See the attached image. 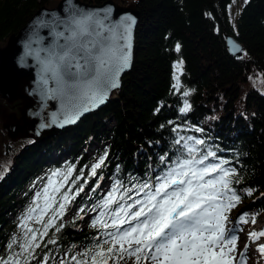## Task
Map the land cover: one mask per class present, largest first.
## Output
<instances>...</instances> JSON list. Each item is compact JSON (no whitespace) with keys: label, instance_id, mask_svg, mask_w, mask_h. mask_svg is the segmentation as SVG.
<instances>
[{"label":"trees","instance_id":"obj_1","mask_svg":"<svg viewBox=\"0 0 264 264\" xmlns=\"http://www.w3.org/2000/svg\"><path fill=\"white\" fill-rule=\"evenodd\" d=\"M58 1L0 0V43L5 46L40 5L53 7ZM114 1L135 3L139 10L133 63L112 92L115 97L54 139L43 138L44 142L27 129L15 134L6 128L10 120L24 119L20 99L30 100L23 95L10 100L0 94V138L5 147L0 153V258H7V245L22 236L21 218L42 183L38 178L44 179L42 172L49 166L45 157L53 149L69 154L61 167H74L73 179L81 171L88 177L90 166L101 157L106 159L96 177L86 184L78 182L76 187L84 184V191L66 209L74 204L84 211L74 210L58 219L63 227L59 232L49 231L31 264H39L46 254L48 264H59L66 254L83 252L102 240L101 230L92 226L99 214V209L92 211L93 206L117 180L130 186L156 175L164 167L161 157L170 162L177 155L180 145L174 140L178 136L203 139L202 152L216 153L217 159L209 162L226 160L225 167L235 170L232 187L241 203L229 214L230 221L241 213L264 216V0H240L236 24L230 13L233 0ZM227 30L245 47L239 57L231 56L226 48L223 35ZM181 60V90L176 92L173 65ZM184 91L190 95L183 96ZM185 100L191 107L181 113ZM4 107L8 108L5 112ZM95 142L100 145L87 156V146ZM59 164L54 158L50 167ZM106 177L110 187L104 192L100 182ZM249 190L251 195H247ZM88 211L93 213L90 226L84 229L80 221ZM50 238L56 243H47Z\"/></svg>","mask_w":264,"mask_h":264},{"label":"snow or ice","instance_id":"obj_2","mask_svg":"<svg viewBox=\"0 0 264 264\" xmlns=\"http://www.w3.org/2000/svg\"><path fill=\"white\" fill-rule=\"evenodd\" d=\"M110 13V9L74 11L66 20L53 17L37 21V28L50 29L54 42L50 47H40L44 38L37 32L30 38L26 55L33 56L40 65L42 95L60 102V112L52 113L53 124L74 123L83 112L102 104L109 91L119 86L120 74L130 66L135 20L123 16L112 22ZM60 26L62 31L57 30ZM32 43L38 47L33 49ZM42 52L46 54L43 58ZM173 67L172 88L180 92L183 61ZM50 81L54 87H48ZM189 95V91L183 92V96ZM190 107L185 100L179 111L187 113ZM174 144L180 145L177 155L170 162L161 157L164 167L156 175L130 186L119 180L114 183L92 208L99 209L92 226L101 230L103 239L83 252L70 257L66 254L59 264H247L248 241L256 245L258 264H264V229L249 231L243 248H238L237 233L243 231L240 226L255 225L256 216L241 213L236 225L227 227L229 214L241 203L232 187L235 170L225 167L229 163L226 160L209 162L210 158L217 159L216 153L202 152L199 146L205 144L203 139L178 136ZM105 159L101 157L90 166L88 177L81 171L73 179L72 166L52 173L58 179L50 177L42 191L35 194L32 206L21 218L22 236L14 237L7 245L9 255L0 258V264H31L44 237L51 229L61 230L63 225L57 220L84 191V184L76 187L78 182L84 180L86 184L96 177ZM251 194L249 190L247 195ZM47 243L56 241L50 238ZM14 247L19 251H13ZM48 260L46 254L39 264H48Z\"/></svg>","mask_w":264,"mask_h":264},{"label":"water","instance_id":"obj_3","mask_svg":"<svg viewBox=\"0 0 264 264\" xmlns=\"http://www.w3.org/2000/svg\"><path fill=\"white\" fill-rule=\"evenodd\" d=\"M106 9L111 10L110 19L112 22L118 21L123 16H131L135 20L131 35L130 66L120 74L118 78L119 86L117 87L119 88L123 75L130 70L133 63L135 29L139 20V10L135 6V3L119 4L114 0H105L102 3H93L87 0H59L53 7H49L44 4L40 5L26 21V23L20 27L15 34L10 36L6 47L0 50V94L8 99H12V97H15L16 93L13 87L15 85L19 86L18 83L21 82L24 86H19L20 94L29 95L31 98L46 102L48 105L53 104L56 107V113H59V100L46 99L42 95L41 86L39 84L40 65L36 62L33 56L26 55L29 51L27 45L30 43V38H34L37 32L40 37L44 38L43 44L40 45V47H50L54 42V38L49 35L50 29L47 27L37 28V21H49L53 17L66 20L74 11L87 12L103 11ZM57 30L62 31L63 26H60ZM224 34L225 45L229 54L233 57L241 56L245 50L243 43L233 33ZM60 43H63V40H61ZM233 45L240 48L241 51L235 52ZM31 46L33 49L38 47L35 43H32ZM45 55V53H41L42 58ZM48 87H54L53 82L50 81ZM115 89L116 88L109 91L106 100L102 104H99L97 107L92 108L89 111L83 112V114L80 115L74 123L64 124L63 126H60L59 122L51 125L44 124L46 126L43 128L40 127L42 124L36 125L29 123L28 126L33 127V132L37 134L38 140L46 138L49 136L50 132L60 130V128L62 129L65 126L71 127L85 114L104 105L110 99V96ZM5 90L10 91L6 92ZM9 126L12 129H16L18 127L14 123H11Z\"/></svg>","mask_w":264,"mask_h":264},{"label":"rangeland","instance_id":"obj_4","mask_svg":"<svg viewBox=\"0 0 264 264\" xmlns=\"http://www.w3.org/2000/svg\"><path fill=\"white\" fill-rule=\"evenodd\" d=\"M239 2H240V0H233L232 1V3H231V5H230V13L233 15H231V20H232V22L234 23V24H236V18H237V14H238V12H239V10H240V7H241V3H240V5H239ZM136 6V5H135ZM238 10V11H237ZM237 12V13H236ZM224 33H233V32H230V31H225ZM234 34V33H233ZM225 35V34H224ZM223 35V36H224ZM1 42V41H0ZM4 47V43H0V50H2L1 48H3ZM111 96L112 97H115V94L114 95H112L111 94ZM27 99H20V101L19 102H21V104H23V103H26L27 101H26ZM13 105V104H12ZM24 105V104H23ZM22 106V105H21ZM6 110H8V108L7 107H4V109H3V111L5 112ZM20 112H21V110H20ZM22 113V112H21ZM20 118V117H19ZM20 122V121H19ZM10 123H14V120H10ZM9 123V124H10ZM6 124H7V120H6ZM8 125V124H7ZM67 127L68 126H65L64 128H62V129H60L59 131H56L54 134L52 133V134H49V136L48 137H53V139L55 138V135H57L59 132H63V130H66L67 129ZM7 128V127H6ZM29 130H31V131H33V127L32 126H28L27 127ZM25 130H22L21 132H24ZM31 131H28L29 133H32ZM18 133H20L19 132V130L15 133V134H18ZM43 141L45 142L46 141V139H43ZM93 142V141H92ZM48 144V143H47ZM47 144H45V145H47ZM100 144H98L97 145V143L95 142L94 144H92V145H89V146H87V148H86V155L87 156H89V155H92L93 153H95V151L97 150V147L99 146ZM4 144L2 143V141H1V138H0V153L2 152V150H4ZM53 148H55L54 146H52V148L51 149H53ZM49 151V150H48ZM63 153V154H62ZM66 154V155H65ZM69 156V154L66 152V151H61V153H59V154H57L56 153V149H53L52 150V152H48V155L45 157L47 160H45L46 161V163L45 164H48L49 166L45 169V171L44 172H42L43 174H45V176H44V179H40V178H38L40 181H42V183L37 187V189H35V192H34V194H33V197H32V199H31V202H30V204H29V207L30 206H32V203H33V200L35 199V194L37 193V192H39V191H42V189L44 188V186L48 183V179L50 178V177H52V173H54V172H57V171H61V172H63V171H66L65 169H63L62 167H61V165L67 160V157ZM54 158H57L58 159V162L60 163L56 168H54V169H52L51 167H50V162H51V160H53ZM44 160V159H43ZM37 177H39L38 175H36ZM53 179H58V178H56V177H52ZM109 181H110V179H108V177H106L105 179H104V181L103 182H100V187L103 189V191L105 192L106 190H108L109 189V187H110V183H109ZM67 187V186H66ZM87 193V191L85 192V194ZM87 208V207H86ZM81 208L80 207H78V206H75L74 204L72 205V207L70 208V210H68V211H66L65 212V214L64 215H66V217L67 216H69V214H71L74 210H80ZM90 211H88L87 213H85V214H83V216H82V219H81V221H80V227H82V228H87V227H89L90 226V219H91V214L93 213V212H91V213H89ZM25 215V214H24ZM65 217V216H64ZM264 217V216H263ZM257 219H259L260 221H257V223L256 224H261L262 225V223H263V221H264V218H262V216H260V217H256V220ZM236 223H237V219L236 220H234V221H230L229 220V222H228V224H227V227H229V228H232V227H234L235 225H236ZM256 224L255 225H252V224H248V225H241L240 227H242L243 228V231H241V232H238L237 234H238V236H239V242H238V245L239 246H241L240 245V242H241V238H242V236H244V234L245 235H247L248 234V232L249 231H251V230H254V229H252V226H256ZM34 226V225H33ZM259 231V230H258ZM252 244V243H251ZM253 246H256L255 244H252ZM253 249L252 248H249V251H248V259H247V264H258V253H256V251H252ZM250 252V253H249ZM250 257H251V259H250ZM129 264H131V262H129Z\"/></svg>","mask_w":264,"mask_h":264},{"label":"flooded vegetation","instance_id":"obj_5","mask_svg":"<svg viewBox=\"0 0 264 264\" xmlns=\"http://www.w3.org/2000/svg\"><path fill=\"white\" fill-rule=\"evenodd\" d=\"M18 85L21 87L24 86L23 83L19 82ZM15 85L13 88L15 89V97L20 94V87ZM6 92H9L10 90H5ZM27 96V95H26ZM30 102L23 103L25 107L24 111V117H25V123L24 124L15 122L18 127L16 129L10 128L11 131L17 132L18 130H23L25 127L28 126L29 123L31 124H53L52 121V113H56V107L53 104L48 105L46 102H43L41 100L33 99L31 96H27ZM14 98V97H12ZM52 128V127H51ZM59 131V130H57ZM56 131L50 132V134H54Z\"/></svg>","mask_w":264,"mask_h":264},{"label":"bare ground","instance_id":"obj_6","mask_svg":"<svg viewBox=\"0 0 264 264\" xmlns=\"http://www.w3.org/2000/svg\"><path fill=\"white\" fill-rule=\"evenodd\" d=\"M92 144V143H91ZM66 151V150H65ZM63 154V153H62ZM66 155V154H65ZM252 229H254V230H262V229H264V223H262V225H260L259 227H255V226H252ZM246 239H247V235H245L244 234V236H242V238L240 239L241 240V242H240V245L241 246H239L238 245V248H240V249H242L243 248V246H244V244H245V242H246ZM248 243L250 244V248H252L254 251H255V247L256 246H253L252 244H251V242L250 241H248ZM252 250V251H253ZM250 253V252H249ZM249 255V254H248ZM250 259H251V257H250Z\"/></svg>","mask_w":264,"mask_h":264}]
</instances>
